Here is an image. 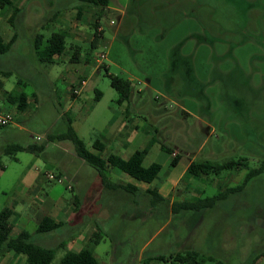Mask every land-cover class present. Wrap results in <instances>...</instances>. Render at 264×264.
Masks as SVG:
<instances>
[{
  "label": "rangeland",
  "instance_id": "obj_1",
  "mask_svg": "<svg viewBox=\"0 0 264 264\" xmlns=\"http://www.w3.org/2000/svg\"><path fill=\"white\" fill-rule=\"evenodd\" d=\"M14 1L23 9L14 20L18 39L11 51L0 54V69L10 73L0 74V111L9 110L16 116L13 123L0 126V212L13 210L12 237L25 230L34 242L58 247L52 264H60L76 228L65 211L59 229L39 232L40 219L49 213L43 203L66 204L73 201V192L69 181L57 183L46 175L34 190L36 168L43 166L64 175L69 166L94 170L78 156L71 140L48 141L49 133L68 129L69 119L89 150L95 151L97 139L106 142L104 157L117 151L120 139L132 135L131 147L136 150L156 136L181 152L184 161L190 150L198 148V155L193 153L197 160L224 163L246 158V166L240 170L195 180V195L203 198L241 183L250 169L264 165V0H111L99 21L103 32L93 50L90 42L97 10L85 8L79 13L77 0ZM11 13L12 8L0 9L1 33L11 23ZM53 30L66 31L68 45L64 55L49 63L35 53L34 36L41 32L45 43ZM76 48H80L79 61L71 59ZM103 51L107 57L100 60ZM105 67L134 85L126 108L131 119L123 128L130 132L117 139L124 107L116 102L118 92ZM19 79L26 82L22 89L31 101L24 112L6 97ZM82 79L87 84L75 97L73 88ZM97 91L102 92L100 99H96ZM11 142L45 143L46 147L40 155L18 151L13 157L4 153ZM170 160L171 154L155 143L145 165L161 163L159 177L178 174L184 162L174 167ZM116 173L109 174L107 181L147 185L119 169ZM188 183L186 179L181 187ZM107 194L108 198L113 195ZM187 197L193 196L188 193ZM125 200H117L104 225L111 234L98 244L87 243L100 264H165L156 257L168 258L190 247L228 264H251L264 251V170L243 190L221 200L217 208L204 214L192 211L190 219L172 210L163 217L157 213L132 215L127 208L122 211ZM95 222H86L84 234L97 227ZM120 224L126 228L116 229ZM13 253L26 259L10 252L0 256V264ZM256 264H264V256Z\"/></svg>",
  "mask_w": 264,
  "mask_h": 264
},
{
  "label": "trees",
  "instance_id": "obj_2",
  "mask_svg": "<svg viewBox=\"0 0 264 264\" xmlns=\"http://www.w3.org/2000/svg\"><path fill=\"white\" fill-rule=\"evenodd\" d=\"M79 3L78 10L82 13L83 9L88 8L91 10H97V20L94 22L93 39L90 42V48L93 50L96 48L97 43L102 36L103 31H99L100 19L106 8L110 5L111 0H77ZM12 8V14L10 16V22L12 26H15V18L23 11V9L15 5L12 0H0V9ZM18 33L9 42H4L0 37V54L9 52L14 46ZM44 34L38 33L35 40V49L39 56V59L44 62L53 63L55 58L63 55L66 52L68 45V33L64 30L53 31L47 38L46 42L43 41ZM90 49V50H91ZM80 48H76L72 55L73 61H79ZM1 68V67H0ZM106 68V75L110 78L111 85L117 90L118 97L116 99L117 104L122 105L129 104L134 95V85L131 79L120 76L113 72H109V67ZM0 74L7 75L9 72H5L0 69ZM150 80V79H149ZM26 86V82L19 79L17 87L9 91L7 94V100L17 105L19 112H24L30 108L31 103L28 100L29 94L22 89ZM73 94V93H72ZM76 96L75 94H73ZM102 96L101 91H97L96 99H100ZM71 140L76 148L77 154L86 163L92 166L103 178V181H107L108 169L111 167H117L121 171L125 172L129 176L151 184L158 176L162 169V165L158 162H153L149 166L144 165V159L148 154L150 148L155 142H160L161 148L166 152L172 154V164L175 166L181 159V154L175 152L174 147L159 140L156 136H153L147 145L142 149H137L130 158L125 159L122 156L109 153L107 156H102V153L106 149V142L101 139H97L93 148L95 151H91L87 148L84 140L75 131L72 120L69 119L68 129L61 133H49L48 141ZM45 143H34L25 145L22 143H10L4 149L5 154H10L13 157L18 151H29L34 154L40 155L45 150ZM246 158L230 159L224 163L214 162L210 159L205 160H193L188 167V174L190 175H220L224 170H240L246 166ZM264 170V165L260 168H252L245 175L244 180L235 186H226L225 190L219 192L216 195L208 197H199L192 200L172 203V211L175 214H179L183 211H195L199 212L208 208H216L221 200L226 198L229 194L240 192L243 190L248 181L254 176L260 174ZM44 175V173H42ZM57 174L61 175L59 171ZM138 187L124 186V189L129 192H134ZM149 193L157 195L156 189H149ZM164 200V198L162 197ZM77 201V200H76ZM13 210L6 208L0 212V256H5L9 252H16L26 256L28 264H52L54 261L58 247L46 246L31 240L30 233L27 231H21L16 237H12V231L14 224L12 222ZM63 225V222H56L51 216L44 215L39 221V232H52L59 229ZM105 233L102 228H98L94 232V242L98 243L103 239ZM264 256V251L256 254L252 259L251 264H256L257 260ZM156 258L164 260L165 264H205L206 261H213L214 264H228L226 260L217 258L211 254H206L197 248H186L178 251L177 253L166 258L165 255H159ZM60 264H100L98 258L94 254V251L89 246L84 247L80 251L68 250L60 260Z\"/></svg>",
  "mask_w": 264,
  "mask_h": 264
},
{
  "label": "crops",
  "instance_id": "obj_3",
  "mask_svg": "<svg viewBox=\"0 0 264 264\" xmlns=\"http://www.w3.org/2000/svg\"><path fill=\"white\" fill-rule=\"evenodd\" d=\"M12 2L15 5H17L14 0H12ZM19 7H21V6H19ZM108 8H110V6H108ZM4 9L8 10L10 8L7 7ZM10 16H9V22H10ZM0 24H2V23H0ZM6 24H7V28H5L4 33L0 32V37H2L4 42H9L10 40L13 39L17 30L14 31V29H13L14 26H12L11 23H6ZM53 31H57V30H53ZM38 33H41V32L37 31L35 36H34V49H35V40H36V36ZM17 39H18V36H17ZM17 39H16V41H17ZM35 53H37L36 49H35ZM61 56H59V57H61ZM57 58L58 57L55 58V61L57 60ZM71 59H72V56H71ZM8 92H6V93L8 94ZM6 97H7V95H6ZM28 100L30 101V97ZM30 103H31V101H30ZM120 106L124 107V110H122L123 119H122V124L120 125V128L117 131L118 133H115V135H116L115 139H117L118 137L120 138V137H123L125 135H128L130 132L128 130H125V131L123 130V128H126V126H127L125 121H128V119H131L128 116V113L126 110L128 104L124 103ZM16 108H17V105H16ZM17 110H18V108H17ZM7 112H10V111L7 110ZM136 126H138V125H136ZM131 138H132V135L125 138V140L120 139V142L117 143V151L116 152H110V153L118 154L125 159L130 158L132 156V154L136 151L135 148L131 147V143H132ZM11 143H13V142H11ZM155 143L156 144L159 143L160 148H161L160 142H155ZM5 148L6 147H4V149ZM190 151H191L190 154L189 153L187 154L188 157H187L186 161H184L182 153L179 152L181 154V159H180L179 163L175 166L172 164L173 157L171 154V160L170 161L174 167L179 166L181 163L184 162L183 163L184 164L183 169L178 174L167 173L166 175L159 177V174L161 172L160 171L157 178L151 184L147 183V185H143L145 187H143L142 185L139 186L138 184L133 183L132 181H129L127 184H113L110 181H103L102 176L95 169H94L95 171L94 170L91 171L90 169H85V168L75 169L74 167L72 168L69 166V167H67L66 172H65V173H67L66 174L67 176L64 174H61V175H63L66 178V180L69 181V188H71V191L73 192V201H70V202L67 201L66 204L60 203L57 201H46L45 203H43V202L42 203L45 205L46 208L49 209V213L47 215L51 216L56 222H63L64 221L65 211H66V215L69 218L73 219V221H74L73 227L76 228V230L70 236V239H69L70 242H69L68 248H69V250L80 251L84 247L88 246V244H87L88 241L94 240L93 235H94V232L98 228L103 227L102 229L104 230L105 236H107V235L109 236V234H111V232H109V229H105L104 225L110 221V219L112 217V213L115 211L114 206L117 205V203H116L117 200L119 201L123 197H126V200H125L126 203H125V206H123L122 211H124L127 208L128 209L127 212L131 213L132 215L134 214V215L138 216V215H141L143 213L144 214L150 213V216H151V215H155L157 213V214H161L162 217H163V215H165V213L168 214L171 212V210H172L171 206H172L173 202H175V201L184 202V201H188V200H192V199L201 197V196L195 195V193H196L195 191L197 188L193 182H195V180L199 181V179H203V178H205V176H208V175H190V174H188V167H189L190 163L193 160L197 159V155L201 150H200V148H198L197 151H194V150H190ZM149 152H150V150H149ZM175 152L178 153L177 151H175ZM193 153H196L197 155L195 154L193 156ZM145 159H146V157H145ZM145 159H144V165H145ZM149 165L150 164H146L145 166H149ZM0 166H2V164H0ZM162 168H163V166H162ZM36 169L38 170V172H36V176L34 175V183L32 184L34 186L33 187L34 190L39 187L38 184L40 182H42L41 180H43L45 178V176H44L45 174L43 175L41 172H43L45 170L52 171V170H49L48 168L47 169L43 168V166L42 167L37 166ZM116 169H118V168L117 167L109 168L108 172H107V176L109 177V174H112V173L118 174V173H116ZM37 177H38V180L36 181ZM40 178H42V179H40ZM186 179H189V183L186 184L185 187H181V185L183 184V182L186 181ZM124 186H129L131 188L136 186L138 188L134 192H129V191H126L124 189ZM106 189H110V190H108L109 192H107ZM149 189H156L158 194L155 195V194L149 193L148 192ZM120 190H123L127 193L133 194L134 199H133L132 195L121 196L120 195L121 193L119 192ZM177 191L178 192L180 191V192L177 193ZM192 192H194V193H192ZM107 193H113V195L109 196V198H108ZM188 193H191L193 197H191V198L187 197ZM162 197L164 198V200L162 199ZM43 204H41V206H43ZM123 205H124V203H123ZM64 207H65V210H64ZM39 208H41V207H39ZM208 209H213V208H208ZM208 209H204V210L199 211V212H200V214H204L205 212L209 211ZM68 211H69V213H68ZM108 213H109V215H106ZM181 214L182 215L184 214L187 219H190L193 217L192 211H183V212H181ZM91 219L97 220V222H95L97 227H95V229H92L91 232L89 231L86 234H84L85 229H83L84 228L83 226L86 224L87 221H89ZM104 221H105V223H102V225H101V222H104ZM97 223H100V224L98 225ZM122 225L123 224H120L118 227H116V229L121 228ZM123 227H124V225H123ZM113 228H115V227H113ZM125 228L126 227H124V229ZM120 235H122V234H120ZM189 239H190V237H189ZM189 239H185V241L189 240ZM191 241L194 242V240H191ZM100 242H102V240H100L98 243H100ZM93 243H95V242L93 241ZM98 243H96V244H98ZM12 252H14V251H12ZM94 254H95V252H94ZM23 258L24 257H21L20 255L13 253L12 258L10 260L6 259L4 261H1V264H23L24 261H26V259H23ZM139 258L141 259L142 256H139ZM137 264H141V263L138 262Z\"/></svg>",
  "mask_w": 264,
  "mask_h": 264
},
{
  "label": "built area",
  "instance_id": "obj_4",
  "mask_svg": "<svg viewBox=\"0 0 264 264\" xmlns=\"http://www.w3.org/2000/svg\"><path fill=\"white\" fill-rule=\"evenodd\" d=\"M112 23H114V21H112ZM99 31L103 30L102 26H99ZM100 60H104L107 57V52L103 51L100 53ZM87 84V80L86 79H82L81 81H79V83L73 88L72 93L75 94L76 96L80 95L84 89V87ZM15 114H13L12 112H3L0 111V126H6L9 125L11 123H13L15 121ZM173 155H176V152L173 153ZM44 174L46 175L47 178H49L52 181H55L57 183H64L66 178L63 175H59L55 172L52 171H48L45 170Z\"/></svg>",
  "mask_w": 264,
  "mask_h": 264
}]
</instances>
